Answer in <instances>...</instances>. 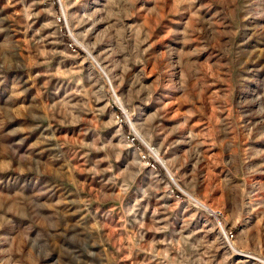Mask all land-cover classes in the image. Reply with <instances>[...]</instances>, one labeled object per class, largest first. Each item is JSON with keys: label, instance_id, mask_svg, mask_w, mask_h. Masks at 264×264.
Here are the masks:
<instances>
[{"label": "rangeland", "instance_id": "rangeland-1", "mask_svg": "<svg viewBox=\"0 0 264 264\" xmlns=\"http://www.w3.org/2000/svg\"><path fill=\"white\" fill-rule=\"evenodd\" d=\"M245 253L264 0H0V264H264Z\"/></svg>", "mask_w": 264, "mask_h": 264}, {"label": "bare ground", "instance_id": "bare-ground-1", "mask_svg": "<svg viewBox=\"0 0 264 264\" xmlns=\"http://www.w3.org/2000/svg\"><path fill=\"white\" fill-rule=\"evenodd\" d=\"M63 11H64V7H63ZM65 13V12H64ZM75 38V37H74ZM76 39V38H75ZM77 40V39H76ZM79 43V42H78ZM79 44H81V45H83L82 43H79ZM88 52V51H87ZM88 55H89V52H88ZM91 57V56H90ZM117 102L122 106V108H123V111L126 113V115H127V112H126V110H125V108H124V106L121 104V102L119 101V99H117ZM129 120H130V116L129 115H127L126 116ZM131 123V122H130ZM131 128H132V131L136 134V136L137 137H139L145 144H146V147H148V149L150 150V153L153 155V156H155L156 157V160L164 167V168H166L167 169V173L170 175V176H172L171 174H170V171H169V168H168V166H167V164H166V161L164 160V158H163V156H161L160 154H159V152H157L155 149H153L152 147H151V145L148 143V142H146V140L140 135V132H138L136 129H135V127L133 126V124L131 123ZM172 178V177H171ZM172 180L175 182V180L172 178ZM175 184H176V182H175ZM177 185V184H176ZM178 187H180L179 185H177ZM181 188V187H180ZM182 189V188H181ZM192 200L198 205V206H201V207H204V208H206V209H208V206L206 205V204H204L202 201H200L199 199H197V198H192ZM222 229V228H221ZM223 231V237L226 239V241L228 242V244L230 245V247L234 250V251H236V252H241L240 250H238V249H236L234 246H233V244L230 242V240H229V238L225 235V233H224V230H222ZM242 254V253H241ZM244 255H246V256H250V257H252V258H256V259H258V260H260V262H262V263H264V258H262V257H257V256H254L253 254H244Z\"/></svg>", "mask_w": 264, "mask_h": 264}, {"label": "trees", "instance_id": "trees-1", "mask_svg": "<svg viewBox=\"0 0 264 264\" xmlns=\"http://www.w3.org/2000/svg\"><path fill=\"white\" fill-rule=\"evenodd\" d=\"M177 194H180L178 191L174 190Z\"/></svg>", "mask_w": 264, "mask_h": 264}]
</instances>
